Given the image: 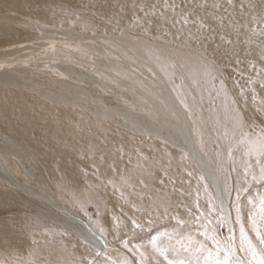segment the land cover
<instances>
[{
  "label": "rangeland",
  "instance_id": "rangeland-1",
  "mask_svg": "<svg viewBox=\"0 0 264 264\" xmlns=\"http://www.w3.org/2000/svg\"><path fill=\"white\" fill-rule=\"evenodd\" d=\"M222 1L215 0L218 2L216 5ZM238 1L246 3L242 9H252L259 1L264 7V0ZM203 3L208 1L203 0ZM102 10L86 2L73 5L68 0H0V88L22 91L35 100H55V103L58 98L68 103L83 100L89 107L96 104L99 110L106 108L104 117H108L109 122L115 119V130L118 129V121H122L121 129L126 124L134 127L137 138L141 137L140 142L137 140L139 144L137 138L134 139L137 144H134L135 158L145 159H141V163L140 160L129 165L116 164L123 169L136 167L142 170L158 164V169L153 167L161 172L157 177L161 185L157 181L151 182L155 189L158 188L157 206L147 203L151 193L144 187L147 181L140 177L126 179L118 170L117 174H112L114 178L110 175L108 182V178H102V174L94 172L91 166L87 168L91 164L86 165L83 157L79 156L82 159L81 170L79 177L74 178L79 188L73 189L66 183L60 185L52 180L46 174L44 164L47 163L41 162L43 166L40 162V165L32 164L31 160L39 159H35L37 154H26L27 149L12 152L0 140V264H125V261L140 264V253H144L145 264H167L168 260L196 264L197 259L203 264L207 251L215 257L219 248L223 259L226 255L223 249L229 247L234 250L233 264L238 259L247 264L251 254L244 251L247 244L240 233L241 225L257 251L264 250L260 243V236H264V218L260 211V198L264 196V177L260 169L264 166V157H258L255 151L248 154L249 147L264 134V93L255 94L258 88L264 89V54L258 56L262 61H255L257 57L244 59L236 46L232 54H226L237 57L239 63H234L227 56L220 58L215 52L209 56L203 48L205 51L202 50L200 55L204 71L197 75L195 69H190L191 74L190 70H181L185 67H177L178 57L169 42L150 36L124 21L106 17ZM50 16L55 21L48 18ZM66 16L100 30L87 28L82 31L76 27L77 30L71 21L66 24ZM262 19L259 21L257 13L253 12L251 23L254 24L250 29L264 34V14ZM173 23L174 27L169 29L177 25ZM198 24L205 29L208 27L205 18ZM230 29L233 28L227 27L224 33ZM210 36L206 38H215ZM148 43L161 54L146 48ZM255 63L258 69H262L261 76L248 70L255 68ZM240 73H245L243 79ZM257 76L263 81L260 82ZM160 81L166 87L165 94L162 88L155 89L162 85ZM167 86L188 113L192 134L195 133L200 149L207 154L217 175L230 217L222 209L214 186L199 171L192 156L170 142L172 137L175 142L186 143L180 134L177 135V128L170 121H176V118L164 103L168 101ZM236 90H249L253 95L246 102ZM152 99L158 101L157 106ZM130 113L139 117L138 120L134 118L137 122L133 121ZM237 113L246 120L242 126L238 125ZM254 115H261L260 120H249ZM141 125L146 127L141 130ZM142 135L146 140L143 146ZM139 145L142 148L147 145V150L139 148ZM157 145L166 153L167 150L169 153L176 151L174 158L170 156L172 160L169 159L168 154L167 158L156 159L154 156L165 153H154L153 146ZM143 150L148 151V155ZM4 151L9 155L4 157ZM120 151L115 152L122 154ZM162 160H167L165 163L170 164L169 167L165 163L163 166ZM160 167H166V170ZM94 180L102 182L98 188L104 191L103 194L97 192L95 198L89 196L94 195L90 188ZM126 180L136 182L137 186L140 182L138 194H134V183L132 187H126L129 182ZM61 181L66 182L65 179ZM128 206L137 209H133L131 214ZM76 217L87 224L86 229ZM257 231L260 236H257ZM189 238L193 253L181 250L178 244V241L189 243ZM153 241L166 249V257L153 247ZM201 244L207 250L203 254L196 251Z\"/></svg>",
  "mask_w": 264,
  "mask_h": 264
},
{
  "label": "bare ground",
  "instance_id": "bare-ground-1",
  "mask_svg": "<svg viewBox=\"0 0 264 264\" xmlns=\"http://www.w3.org/2000/svg\"><path fill=\"white\" fill-rule=\"evenodd\" d=\"M68 1L73 5L80 4L81 2H86L91 7H94V8L100 7L103 9L102 11L105 13L106 17L110 18V16H111L112 18H116L117 20L124 21L126 24H128L134 28L142 29L147 34L148 33L151 34L150 36L153 35V37H156L158 39L169 42L170 44L169 43L168 44L172 47L173 52L175 53V56L178 57L177 67H179V68L185 67L184 69H181L182 71H184L185 69H187V70H190V69L194 70L195 69V73L197 75L202 74L204 71L201 68V65L203 63V59H202L200 53L204 49L207 50V55H209V56L213 55V53L215 52L216 54H219L220 58H222V57L224 58V56H227L230 53L232 54L233 53L232 51L237 46V48L239 50H241V54H242V57L244 59L257 57L255 59V61L260 59V58H258L259 55L264 54V34H262L261 32L253 31L250 29L251 25L253 27V24H254L253 22H252L253 24L251 23V21H252L251 16H252L253 12L257 13V19L259 21L263 20L262 16L264 14V7H263V3H260V1H259L258 5L256 4L257 6H254V8L252 7V9H242L243 5L246 3L245 2L240 3L238 0H235V2L231 1V3H229V0H223L221 3L219 2L220 3L219 5H216L218 2L216 3L215 0H207L208 1L207 4L203 3V0H68ZM218 1H220V0H218ZM252 2H253V0H252ZM202 4H204V5H202ZM45 15H51V14L45 13ZM203 17L207 21V24H205V25H208L207 29H205L204 26L201 27V25L198 24L200 21L201 22L204 21ZM48 18H51L52 20H54L53 16H50ZM56 18L59 19V16L57 15ZM65 19L67 20L66 24H68V22L71 21L72 27L75 26V29H77L76 27H78L81 30L82 29L86 30L87 28L91 29L92 27H94L93 25H92V27H90L87 24H84V22H77V19H72L69 16L68 17L66 16ZM185 20H187V23H185ZM173 21L177 25H175V28L169 29L170 26L174 27ZM89 24H91V23H89ZM92 24H94V23H92ZM98 25H100V23H98ZM98 27H100V26H98ZM227 27H231L233 29H230V32H228V33H224V32H226ZM254 27H255V25H254ZM95 28H92V29H94V30L98 29V28L97 29H95ZM109 28H111V26ZM99 30L100 29H98L97 31H99ZM0 32H1V29H0ZM115 35L117 36V33ZM210 35L214 36L215 38H213L212 40L206 38V37H209ZM120 36H121V34H120ZM112 38H114V37H112ZM203 40L205 43H203ZM127 44H128V42H127ZM189 45H191V47H189ZM145 47L146 48L148 47L149 50L158 52L157 49L152 48L151 43H148L147 46H145ZM146 48H144V49H146ZM143 51H145V50H143ZM156 53H154V54H156ZM159 53L160 52H158V54ZM236 56H238V55H236ZM227 57L232 62L239 63V60L234 55L231 57H229V56H227ZM239 57L241 58L240 55H239ZM160 59H162V58H160ZM255 64H256L255 68L252 67V68H249L248 70L251 69L250 71L257 72L258 76H261V73H263L262 69H258L257 63H255ZM260 67H262V66H260ZM242 71H245V69ZM263 71H264V69H263ZM186 72L188 73V71H186ZM189 72H191V70ZM229 73H231V72H229ZM191 74H192V72H191ZM196 74H194V75H196ZM186 75H188V74H186ZM239 76L242 78L245 76V73L243 75H241V73H240ZM258 76H257L258 80L260 82L263 81ZM194 78H195V76H194ZM199 78H201V77H199ZM238 81H241V80H238ZM160 83L162 84L161 81H160ZM150 85L151 84L149 83V86ZM160 88H162L164 90V94H165V88L166 87L163 84L160 85V87L159 86L155 87V89H157V90H161ZM220 88H222V87H220ZM237 88H238V86L235 87V89H237ZM239 88H240V86H239ZM258 89L259 90H255L256 95L264 93V89H262V88H258ZM11 90H9V88L6 90H3L2 88H0V133H1L0 140L2 141V143L4 145H7V147L12 152L17 151L18 149H27L26 151H28V152H26V154L28 153V154H32L34 156L37 154V157L35 156V159L36 158H39V159L37 161L35 160L34 162L31 160L32 164L33 163L35 164V162H36V165L37 164L40 165L39 162L40 163L41 162L47 163L48 166L53 170H50V168L47 166V164H44V165H46L45 166V169L47 170L46 174H49V176L52 178V180L56 181L58 184L63 185L66 183L67 186H69L73 189L79 188V184L74 183V178L79 177V171L81 170L80 164L82 163V159L79 156L83 157L86 165L91 164V165H87V168H88V166H91L90 168H92L94 170V172L97 171V173L102 174V178H108V180H107L108 182H109L110 175H112L114 172H115V174H117L118 170L122 172L121 174H123L126 179L129 178L132 180V178H130V177H134V176H136V178L140 177V179L144 180L145 182L147 181V184L144 187H146V189H148L149 192L151 193L150 201H147V203L149 202V205H151V206H154V205L157 206L158 194L156 193L157 192L156 189H158V188L155 189L153 187V184H151V182L152 181L158 182L157 177H159L158 174L161 173V172L157 171V169L159 168V167H157L158 164L155 165L157 169H154L155 166L153 165L154 166L153 167L151 165L149 168L147 167V170H145V169L142 170L140 168L137 169L136 167H132V169L130 167L127 169L126 168L123 169V167H120V164H118L119 167L116 164V163H122V164L126 163L127 165H129L131 163H136V162L138 163V161H140L143 158L145 159V157H143V158L140 157L141 158L140 160L135 158L136 150L134 152V144H135L134 139L137 138V133H136L134 127H130L131 126L130 124L125 123L126 125H125L124 129H121L120 125H122V123H121L122 121L120 122L117 120L118 126L117 125L116 126L118 129L115 130L113 128V125L116 123L115 119H113L114 122H109L107 119L108 117L107 118L104 117L106 108L104 110H99V107L96 104L89 107V105L83 100L82 101L77 100V101H73V102L69 101V103H68L63 99H61V98L57 99V97H56L58 102L55 103V100L41 99V98L35 100V98L33 99V97H31L30 95H27V94L24 95V93L22 94L21 93L22 91L19 93V92H15V91H11ZM221 90L223 91V89H221ZM34 91H32V92H34ZM236 91H237V94L242 98V100L246 101V102L253 95V93L249 90H247L245 92L243 90H241V92H240V90L239 91L236 90ZM228 92H230V90H228ZM222 94H224V93H222ZM230 95H231V92H230ZM35 96L36 95H34V97ZM175 96H174V93H172L170 91L169 86H167L166 98L168 99V101H164V103L166 105L168 104L169 110L172 112L174 118H176V121H174L173 119H170V121L177 128L176 129L177 135L180 134V136L185 140L186 143L185 144H182L180 142L178 143L177 142L178 140L175 142L172 140L173 139L172 137H170L171 138L170 142L172 144L180 146V148L184 149L186 152H188L192 156L194 163L198 167L199 171L201 173H203L206 176V178L210 181V183L214 186L222 209L225 211L226 214L228 213L227 216L230 217L231 216L230 210L227 208V202L225 201V195L222 192L221 184L218 182L217 175L215 174V172L212 169V166H211V163L209 162L207 154L200 149V147L198 145L197 137L194 133L195 131L193 132L194 134H192L193 127H192V123L189 119L188 113L181 107V105L178 103V101H176ZM59 97H61V96H59ZM147 98H149V97H147ZM241 98H240V100H241ZM236 100L238 101V99H236ZM152 103L154 104V106H157L158 101L155 99H152ZM240 103H243V102H240ZM225 104H226V102H225ZM247 106H249V105H247ZM229 107H230V105H228V108ZM231 107H232V104H231ZM239 107H240V105H239ZM232 108H234V107H232ZM222 109H224V108H222ZM247 109H246V111H247ZM217 111L219 112L220 110L217 109ZM234 111H235V108H234ZM106 113H107V111H106ZM232 114H233V112H232ZM130 116L133 118L134 122H137V120L139 119V117H137V115L135 116V115L131 114ZM259 117H261V115H254L251 117V119L249 118V120H255L257 122L260 120ZM104 118H106L107 120ZM110 118H112V117H110ZM134 118L137 120H134ZM142 118H144V117H142ZM142 118H140V119H142ZM117 119H118V117H117ZM146 119L147 118H145V120ZM243 120H245V119H243ZM146 122L144 123L145 125L147 124ZM141 126H143L141 128V130L146 127V126L144 127V125H141ZM133 130L135 132H133ZM153 135L160 137V138H168V136H163L161 134H153ZM143 136L144 135H142V142L144 139H146V134H145L144 139H143ZM140 138H137L136 141L139 139V142H140V140H141ZM176 139H177V136H176ZM139 142H138V144H139ZM145 142H146V140H144V142L141 143L142 146L145 145ZM156 143L158 144V142H156ZM135 145H137V144H135ZM158 145L155 147L153 146L154 151H153V149H151V150L157 154L158 153H164L165 149L163 151H161L160 147H158ZM139 148H142V147L140 146ZM61 149H64V150H61ZM119 149L121 151H123L122 154L121 153L117 154ZM142 149L147 150V145ZM170 149L171 148H169V150ZM145 150H143L142 152L145 153L146 152ZM115 151H117V152H115ZM140 151H141V149H140ZM24 152H25V150H24ZM167 152L168 153H166V151H165L164 155H162V156L160 154V155H157L154 157L156 159L167 158L168 154H169V157H168L169 159L171 158L170 156H172V158H174L173 154H175L174 152H176V151L173 152V149H172L173 153H169L170 151H168V150H167ZM3 153H4V157L9 155V152L4 151ZM140 153L141 152L138 151V154H140ZM147 153H148V151L146 152V154ZM180 153H181V151H180ZM170 154H172V155H170ZM133 156H134V158H133ZM137 156L138 155L136 154V157ZM25 157H26V155H25ZM154 157H153V159H154ZM172 158H171V160H172ZM146 161H147V159H146ZM166 161L164 160V162H163V160H162L163 163L161 161H159V162H161L164 166V163ZM141 162H143V161L141 160L140 163ZM148 162H147V164H148ZM42 163H41V165H42ZM6 165H7V163H6ZM166 165L169 167L170 164L165 163V166ZM160 168H161V170H163L166 167H163V169H162V167H160ZM164 170H166V169H164ZM116 171H117V173H116ZM94 172H92V173H94ZM162 174H163V172H162ZM84 175L90 176L87 173H85ZM112 177L114 178V175H112ZM147 177H148V179H147ZM64 179L66 180V182L61 181ZM138 179H137V181H138ZM131 180H126V181H129L126 183V187H132L133 186L132 184L134 183L135 187H136V189H134V194H138L139 189H140V187H139L140 182L138 183V186H137V183L132 182ZM13 181H15V180H13ZM100 182H101L100 180H98V181L94 180L91 182L90 188H91L92 192L94 193V195L89 194L90 197L95 198L97 195L96 194L97 192H99L100 194L104 193L103 190L98 188V185ZM142 184H144V183H142ZM109 185H111V184H109ZM114 186L116 187L117 184L115 183ZM162 191H165V190H162ZM167 193L168 192H166L165 194H167ZM162 196H164V195H162ZM166 198H167V195H166ZM164 199H165V197H164ZM165 202H167V201H165ZM161 203H162V201H161ZM145 204H146V202H145ZM167 204H168V202H167ZM103 205H105V204H103ZM134 205L137 206L136 204H134ZM100 206H101V204H100ZM109 206H110V204H109ZM103 208L105 209L106 207H103ZM133 209H137V207L134 208L132 206H128V212H130L131 214H133V212H132ZM151 210H149V213ZM59 211H61V210H59ZM111 211H113V210H111ZM164 212H165V210H164ZM166 212L168 213V211H166ZM125 214H126L127 218L130 219L128 217V213L125 212ZM109 216H110V213H109ZM76 220H79L82 223L83 228H85V229L87 228V224L84 223L83 220H80L79 218H77ZM230 221H232L231 218H230ZM127 225L129 226V224H127ZM93 236H95V235H93ZM17 241H19V240H17ZM14 243H16V242L14 241ZM17 243H19V242H17ZM13 244H12V246H13Z\"/></svg>",
  "mask_w": 264,
  "mask_h": 264
},
{
  "label": "snow or ice",
  "instance_id": "snow-or-ice-1",
  "mask_svg": "<svg viewBox=\"0 0 264 264\" xmlns=\"http://www.w3.org/2000/svg\"><path fill=\"white\" fill-rule=\"evenodd\" d=\"M229 3H231V0H229ZM185 23H187V20H185ZM237 121L238 125H243V118L240 116L239 113H237ZM255 151L258 157H264V134H262L258 140L248 149V154L251 155L252 152ZM260 174L262 177H264V166L260 169ZM260 211L261 216L264 218V196H261L260 198ZM237 218L239 219V213ZM255 227V222H254ZM231 231V229H230ZM241 236L243 237L244 243L247 244V247L244 249V251L249 252L251 254V259L247 261V264H264V250L257 251L255 246L252 244L248 234L245 232V229L243 225H241L240 228ZM257 236H260L259 231H257ZM216 243V241H213ZM260 243L264 245V236H260ZM178 244L180 246V249L188 252L193 253V248L191 245V238H189V243H185L184 241H178ZM125 247H127V244H125ZM153 247L160 253L162 256H167V252L165 248H161L157 241H153ZM197 252L203 254L205 251H207L203 244L199 245L198 249H196ZM223 251L226 253L225 257L223 259L220 258V250L218 248L217 253L215 257H213V254L211 251H207V256L203 260V264H233V260L231 259L232 255L234 254V250L232 248H225ZM141 255V261L140 264H145L144 261V253H140ZM125 264H128L127 261H125ZM167 264H184L183 261L176 262L173 260H168ZM196 264H200V260L197 259ZM235 264H245V261L243 259H238L235 261Z\"/></svg>",
  "mask_w": 264,
  "mask_h": 264
}]
</instances>
